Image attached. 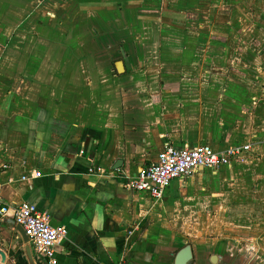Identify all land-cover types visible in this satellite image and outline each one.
<instances>
[{"label":"crops","instance_id":"crops-1","mask_svg":"<svg viewBox=\"0 0 264 264\" xmlns=\"http://www.w3.org/2000/svg\"><path fill=\"white\" fill-rule=\"evenodd\" d=\"M167 143L250 147L125 188ZM0 183L67 227L54 264H264V0H0Z\"/></svg>","mask_w":264,"mask_h":264},{"label":"built area","instance_id":"built-area-1","mask_svg":"<svg viewBox=\"0 0 264 264\" xmlns=\"http://www.w3.org/2000/svg\"><path fill=\"white\" fill-rule=\"evenodd\" d=\"M249 147L245 145L218 151L208 144L177 148L172 143H167L155 161L142 166L135 177L124 181L123 186L160 198L174 181L186 179L203 168L218 169L239 157L242 151L249 150ZM37 175H40V172H37ZM8 216L12 217L16 224L23 226L36 257L44 259L46 264H54L55 247L67 236V227L54 225L50 215L34 203H7L0 183V217Z\"/></svg>","mask_w":264,"mask_h":264},{"label":"water","instance_id":"water-1","mask_svg":"<svg viewBox=\"0 0 264 264\" xmlns=\"http://www.w3.org/2000/svg\"><path fill=\"white\" fill-rule=\"evenodd\" d=\"M16 230L19 232L20 234V237L22 239V243H23V253H24V258L26 260V263L27 264H38L36 259H35V255H34V252H33V249H32V246L29 242V237L27 236L24 228L22 225L20 224H16ZM186 250L185 251H189V247H186L185 248ZM0 255L2 257V260L3 261H6V253L5 251H3L1 248H0ZM188 259L187 257H185V260ZM179 264H184L183 261L179 262Z\"/></svg>","mask_w":264,"mask_h":264},{"label":"flooded vegetation","instance_id":"flooded-vegetation-1","mask_svg":"<svg viewBox=\"0 0 264 264\" xmlns=\"http://www.w3.org/2000/svg\"><path fill=\"white\" fill-rule=\"evenodd\" d=\"M2 249V248H1ZM3 250V249H2ZM4 251V250H3ZM6 253V252H5ZM6 255H7V253H6ZM35 255V254H34ZM1 256V255H0ZM7 257H8V255H7ZM7 257H6V261H7ZM2 258V257H1ZM35 259H36V261H37V263L38 264H46V262H45V260L43 259H41V258H38V257H36V255H35ZM3 261V260H2ZM6 261H3L4 263H6ZM14 264H21L19 261H17L16 260V262H14ZM24 264H27L26 263V260L24 261Z\"/></svg>","mask_w":264,"mask_h":264},{"label":"rangeland","instance_id":"rangeland-1","mask_svg":"<svg viewBox=\"0 0 264 264\" xmlns=\"http://www.w3.org/2000/svg\"><path fill=\"white\" fill-rule=\"evenodd\" d=\"M9 248V247H8ZM7 247H6V249H8ZM14 262H16V261H14ZM14 262L12 263V264H14ZM0 264H4V262L2 261V258H1V256H0Z\"/></svg>","mask_w":264,"mask_h":264}]
</instances>
